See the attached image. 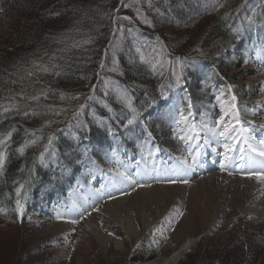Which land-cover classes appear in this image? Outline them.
<instances>
[{"label": "trees", "instance_id": "16d2710c", "mask_svg": "<svg viewBox=\"0 0 264 264\" xmlns=\"http://www.w3.org/2000/svg\"><path fill=\"white\" fill-rule=\"evenodd\" d=\"M13 1L0 0L2 12L13 15ZM20 1L24 14L18 19L28 27L17 31L12 41L16 44H7L15 47L13 51L0 53V139L11 133L0 145L5 156L0 170V231L22 225L23 212H17V200L23 211L43 209L48 200L73 185L84 141L94 154L97 150L101 154L110 144L111 132L126 128L123 134H133L143 118L152 115V107L162 102L163 93L175 85L174 58L199 61L201 72L218 83L219 65L232 67L221 57L235 46L243 50L246 40L257 37L255 33L264 24V0ZM248 17L255 23L250 25ZM144 19L151 26L143 23ZM189 74L198 77L194 65ZM103 77L128 90L131 108L110 98L106 100L113 110L109 123L85 120L81 113L86 122H93L81 129L73 123L75 113L91 93L103 97ZM192 91L191 99L199 102L202 95L196 97ZM129 119L133 125H127ZM68 127L77 140L61 132ZM49 137L57 154L56 163L51 164L55 169L40 163ZM17 188L21 189L19 195ZM251 220L242 227H230L232 240L225 246L227 252L204 249L197 263L185 264H264V237L257 232L255 246L246 244L248 226L254 223ZM234 248L245 253L242 261L232 262Z\"/></svg>", "mask_w": 264, "mask_h": 264}, {"label": "rangeland", "instance_id": "374dc122", "mask_svg": "<svg viewBox=\"0 0 264 264\" xmlns=\"http://www.w3.org/2000/svg\"><path fill=\"white\" fill-rule=\"evenodd\" d=\"M20 2L14 0L11 4V16L0 7V53L7 49L13 51L15 47L7 46L16 44L17 41H12L17 31L28 27L18 19L24 14ZM16 11L17 17H14ZM27 13L36 16L34 11ZM255 34L260 37L246 40L243 50L233 48L229 55L221 57L232 67L219 65L218 83L211 75L201 72L199 61L180 59L177 62V57L174 58V68L185 81L181 80L179 85L175 81V85L163 93L162 105L154 107L152 115L143 118L133 134H123L126 128L117 134L111 132L110 144L103 153L97 150L94 154L88 141H84L81 144L83 156L73 185L68 186L63 195L48 200L44 212H34V208L24 210L21 226L4 229L5 235L4 230L0 231V243L4 245H0V264H17V261L20 264H158L189 238L194 239L193 249L176 264L197 263L204 249L227 252L225 246L232 240L230 227H242L251 219L254 223L248 226L246 244L249 248L254 247L256 233L264 237V222H258L264 219V182H258L254 176L242 175L246 169L221 171L219 161L222 156L219 154L223 147L215 144L216 152L205 148L198 166L189 174L170 169L176 157L187 155V145L178 139L182 133L173 124L171 114L174 109L182 108L187 115L189 103L192 104L190 124H200L203 119L214 125L222 115L221 103L227 109L231 97L235 96L241 122L236 127L249 128L256 143L264 140V24ZM135 48L137 50L138 46ZM193 65L198 77L189 74ZM102 80L104 98L91 93L80 103L85 107L80 109L79 105L75 113L73 123L81 129L93 123L85 120L109 123L113 110L106 100L115 99L126 107L131 104L127 89L110 78L103 77ZM191 90L196 97L202 95L199 102L196 98L191 99ZM221 92L223 96L217 101ZM108 94L111 95L105 97ZM229 119L225 117V122ZM146 129L154 133L149 136ZM61 132L78 139L70 127ZM202 142L201 139L199 143ZM53 144L54 140L51 145L45 144L48 145L46 152L45 145L42 147L40 163L45 167L56 163ZM149 151L155 152V157H150ZM142 156L147 160V168ZM113 160L127 164L129 174L140 171L139 183L150 186L113 183L112 176L118 167ZM170 180L176 182L169 183ZM184 180L187 183L182 182ZM52 188L57 190L55 185ZM120 215L131 218L137 231L135 239L125 234L117 220ZM95 225L106 238L104 244L92 233ZM244 254L241 249L234 248L232 262L242 261Z\"/></svg>", "mask_w": 264, "mask_h": 264}, {"label": "snow or ice", "instance_id": "6c2138e0", "mask_svg": "<svg viewBox=\"0 0 264 264\" xmlns=\"http://www.w3.org/2000/svg\"><path fill=\"white\" fill-rule=\"evenodd\" d=\"M253 15H255V13ZM123 19L129 18L123 17ZM247 19L250 25L255 23L252 17H248ZM142 22L151 26V22L147 19H144ZM113 23H115V21H113ZM157 43H159V41H157ZM155 50L156 49L153 48V52H155ZM137 51L139 52L140 49L138 48ZM141 59L143 60V56L141 57ZM177 62H180V58H177ZM101 66L103 67V65ZM47 70L48 69H44V71ZM180 83L181 77L176 76V84L179 85ZM231 90L232 86L229 85L228 91L231 92ZM221 96H223V92H221V94L216 97V100L220 101ZM32 99L35 100L38 99V97H32ZM89 99H92V97H89ZM231 101L232 102L227 109L225 108L223 103H221L222 115L218 120L215 121L214 125L210 124L208 121H204L203 119L200 124H190L189 118L192 116L191 103L188 104L187 115H185V111L182 108L173 110L171 114L172 121L176 126V129L180 133H182L178 136V139L183 141L187 145V155L176 157L170 169L171 171L176 173H183L184 175H187L190 172L194 171L198 166L199 159L203 155L205 148H211L212 152H216V147H213V145L215 144L222 145L223 147V152L219 154L222 156V159L219 161V168L221 171H225L231 168H236L237 170L247 169L246 172L242 171V175H247L248 177L254 176L258 182H264V140H260L259 143H256L255 138L251 134L249 128L236 127V125H239L241 123L238 118L239 113L237 110V105L235 103L236 97L232 96ZM128 106L131 108V104H129ZM84 107L85 105H80V109H83ZM132 110L133 112H135V109ZM225 117H229L230 119L225 122ZM133 119H129L127 121V125H131L133 123ZM233 120L235 121V123L232 122ZM127 125H125V127H127ZM109 131L111 132V129H109ZM10 136L11 133H8V137ZM8 137H6L5 139H0V145H4ZM52 139V137H49L48 145H51ZM201 139L203 142L199 143ZM193 141H196V143L193 144ZM48 145H45V151L48 150ZM19 151L23 152V148L19 149ZM41 156L43 157V153L41 154ZM149 156L155 157V152L149 151ZM142 159L145 160V167L147 168L146 158L142 156ZM4 162V153L0 151V170L3 169ZM112 162L118 164V167L115 169L112 176L113 183L136 185L138 187L150 186L139 183V178H141L140 171H137L134 175L129 174L127 164L119 160H113ZM137 163L139 164V161ZM109 171L112 170L110 169ZM156 179L157 182H159L158 176L156 177ZM168 182L175 183L176 181L170 180ZM182 182L187 183L186 180ZM20 190V188H17L16 190L18 195L20 193ZM16 210L18 213L23 212V205L19 200L16 201ZM165 219L168 218L165 217ZM72 222L76 223V221ZM109 235H111V233H109ZM133 258L134 257H130V259Z\"/></svg>", "mask_w": 264, "mask_h": 264}, {"label": "bare ground", "instance_id": "6f19581e", "mask_svg": "<svg viewBox=\"0 0 264 264\" xmlns=\"http://www.w3.org/2000/svg\"><path fill=\"white\" fill-rule=\"evenodd\" d=\"M246 171H247V169L245 170V172ZM117 220L120 222L121 227L123 228L125 234L128 235L130 238L134 237V239H135V237L137 236V231L131 222V218L127 215H122V216L120 215V216H118ZM91 229H92V227H91ZM92 233L100 243L104 244L106 238L101 235V232H100L97 225H95L93 227ZM193 245H194V239H192V238L187 239L180 246L179 249H177L172 254H170V256L161 260L158 264H176L179 260L184 258L185 254H187V252H189L193 249Z\"/></svg>", "mask_w": 264, "mask_h": 264}]
</instances>
